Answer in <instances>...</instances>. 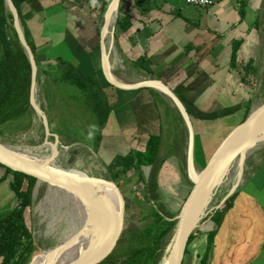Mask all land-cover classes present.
<instances>
[{"label":"crops","instance_id":"1","mask_svg":"<svg viewBox=\"0 0 264 264\" xmlns=\"http://www.w3.org/2000/svg\"><path fill=\"white\" fill-rule=\"evenodd\" d=\"M110 2L23 0L20 15L45 78L42 83L49 80L44 73H55L57 60H64L103 92L109 113L99 129V155H93L99 161L121 149V155L132 147L142 150L158 136L156 184L183 201L191 183L186 174L187 130L178 111L154 88L116 89L103 74L100 31ZM138 2L119 1L117 16H129L130 29L118 40L113 31L106 41L109 54L113 47L120 62L110 65L111 72L127 85L158 81L180 100L193 126V163L201 170L243 122L245 111L262 102L258 94L264 92V0H210L204 9L182 0ZM58 47L62 57L54 60L49 51ZM248 64L253 71L247 74ZM144 169L146 174L152 171L151 166L142 167V173ZM244 171L248 174V166ZM148 175L143 174L145 181ZM11 181L9 176L0 185L12 191ZM236 191L210 251L198 237L192 250L188 246L183 264H201L205 251L207 264H264V156Z\"/></svg>","mask_w":264,"mask_h":264},{"label":"trees","instance_id":"2","mask_svg":"<svg viewBox=\"0 0 264 264\" xmlns=\"http://www.w3.org/2000/svg\"><path fill=\"white\" fill-rule=\"evenodd\" d=\"M138 1L139 0H135L134 4L136 6H138ZM22 2L23 0H12L18 13L25 40L35 56V49L32 46L30 37L24 31V22L20 15V5ZM129 29L130 17L117 16L114 26L115 40L126 35ZM97 31L99 35V29ZM237 48L238 47L235 46L233 49V55L236 53ZM35 63L37 65V82L40 76V69L36 60ZM252 71L253 68L251 64H248L245 68V73L248 74V72L251 73ZM44 75L49 79V82L52 83V86H54V89H57V91L58 86L76 88L78 93L76 92L75 95H70L67 99L77 102L80 95H83L85 101L90 105V108L93 109L94 115H96L98 128L100 129L103 126L109 113V106L103 92L95 87L96 85L92 81L83 77L77 69L64 60L57 61V71L55 73H44ZM44 83L37 82L38 86ZM30 85V63L13 27L12 16L4 0H0V128L10 126L14 122H22L25 120L28 121L25 129L32 127L31 122L34 117H38L30 106ZM35 101H37L36 91ZM39 108L46 113L42 106H39ZM248 114L249 110H246L245 118ZM0 134L2 133L0 132ZM98 136L100 137L99 134ZM158 146L159 137L152 136L142 150L132 147L130 151L124 155L111 156L114 158L110 160L109 163L110 171L117 173V176L110 173L114 178L128 173H131V175L136 173L137 179L143 184V197L146 201H150L152 197L156 196L155 192L158 189L156 184ZM261 150L260 157L262 159L264 156V144L261 146ZM97 155H99V153ZM100 160L101 163L105 164L106 157L103 156ZM145 166H151L152 168L147 181L144 180L141 171L142 167ZM0 170L3 172L0 176V183L11 176L12 181L10 187L17 200V205L12 210L5 213L4 216L0 217V264H27L30 257L34 255L36 248L31 226L27 223L31 218L32 197L36 186V179L24 174L12 172L2 166H0ZM236 195L237 191H235L219 209L213 210L207 215L201 222L200 227L189 237L188 246L196 238L202 237L206 244L205 250L210 251L213 239L221 225L224 215L232 207ZM153 207L150 206L151 209ZM101 209L102 208L98 211H101ZM142 211L145 212L146 210L142 209ZM162 211V208L158 209L156 212L158 219H152L153 222L151 224H146L142 229L131 227L130 222L125 218V229L115 249L106 257L90 264H157L165 248L170 244L176 222L173 214ZM99 227L100 226H96L83 230L76 238L75 245H83L88 248V250L76 256H72L75 252L68 249L70 241L68 240L64 246L65 248L60 252V255L67 259L70 257L77 258L79 255L82 257L87 253L93 252L95 247L102 240L97 242L95 240L96 237H94ZM207 261L208 252L206 253L205 251V254L200 259V263L207 264Z\"/></svg>","mask_w":264,"mask_h":264},{"label":"water","instance_id":"3","mask_svg":"<svg viewBox=\"0 0 264 264\" xmlns=\"http://www.w3.org/2000/svg\"><path fill=\"white\" fill-rule=\"evenodd\" d=\"M119 1L111 0L104 14L100 31V53L105 79L111 86L120 90H137L147 87L163 93L178 111L187 130L186 174L192 187L175 217V227L168 246L167 257L164 261V264H183L188 254L189 237L200 227L202 220L211 211L219 209L236 191L241 181L246 157L264 144V101L252 110L247 118L220 143L206 165L201 170L196 171L193 163V126L180 100L164 84L158 81H145L135 85H127L119 82L111 72L105 34L109 32L113 19L110 32V35H113ZM4 2L12 16L13 27L31 66L30 106L42 120L45 135L49 136L45 113L35 101L37 66L34 55L25 40L18 13L12 0H4ZM50 146L52 151L49 157L37 159L0 143V166L12 172L35 178L36 186L45 184L47 187L57 188L70 194L82 204L86 212V219L94 224L98 223L99 202L103 200L113 211L114 220L93 252L82 257L79 255L77 258L65 259L60 255V252L65 248L66 242L49 253L34 254L28 264H90L96 262L115 249L123 234L125 229V200L117 185L111 180L91 177L76 169L56 166L55 160L58 156V141L56 138L54 144H50ZM236 163H238V174L235 184L216 207L208 210L213 197Z\"/></svg>","mask_w":264,"mask_h":264},{"label":"rangeland","instance_id":"4","mask_svg":"<svg viewBox=\"0 0 264 264\" xmlns=\"http://www.w3.org/2000/svg\"><path fill=\"white\" fill-rule=\"evenodd\" d=\"M112 24L113 19L109 32L105 34L107 43L110 41ZM106 47L108 48V45H106ZM260 49L262 51L261 58L264 63V42L261 43ZM60 50V47L54 48L49 51V55H51L54 60L57 57L60 58L62 57ZM112 51L113 52L109 54L110 65H113L112 63L115 61V63L119 64V59L116 60L117 58L113 47ZM39 74L40 76H37V82L41 83L45 80L44 76H42L41 69ZM37 82L35 87L36 103L38 106H42L46 111V113H44L50 135H45L42 120L37 116L38 118L34 117L31 122L32 127L28 129H25L28 122L27 120L14 122L10 126L1 127L0 132L2 134H0V143L18 152L28 154L31 157L43 159L50 155L51 151L49 145L54 144L56 138L58 141L57 150L59 154L55 160V165L66 169H76L91 177L113 181L125 200V218L130 222V226L133 228L142 229L146 224H151L153 222L152 219H158L156 212L160 208H162L164 212L173 214L175 217L177 216L184 200L181 201L179 197L176 198L172 196L166 189L158 188L155 192L156 194L154 193L156 196L152 197L150 201H146L143 197V184L137 179L136 173L133 175L128 173L114 178L111 174L113 173V175L117 176V173L111 172L109 169L110 160H113L114 157L107 158L105 164H103L101 160L99 161L97 157L93 156L99 153L98 148L101 145V136H98L99 128L97 118L95 117L96 115H94L93 109H91L90 105L85 101L83 95H80L81 99L78 98L77 102L67 99L70 95H75L77 92L76 88L58 86L57 91L49 80L47 83L43 85L40 84L39 86ZM258 95L263 102L264 92ZM259 148L260 151H254V153L252 152L246 157L240 183L244 182L248 175H251L259 164L261 159L260 152L262 151L261 146ZM123 152V149L118 150L116 155L119 156ZM246 166H248V174H244ZM146 170L147 169H144L143 174L147 177L150 173L146 174ZM237 174L238 163L234 164L230 169V172L224 179V183L213 197L208 210L216 207L230 191L236 182ZM7 187L8 185L5 183L0 185V217L4 216L5 213L15 207L16 197ZM61 194L62 193L59 192L58 195H55V193L51 191L48 193L45 184H38L34 188L32 197L33 203L31 205V222H27L31 226L32 236L35 241L36 248L34 254L49 253L68 240H71V242L74 241V239L76 240V237L79 236L77 228L79 227L80 220H86L85 209L83 206L74 205L72 200L65 199ZM150 206L156 207L157 210L154 207L151 209ZM142 209L146 211L143 212ZM81 213L82 216H80ZM112 222L113 220H109L108 227L111 226ZM96 232L97 237L104 236L105 233L100 229H97ZM190 248L192 250V244ZM167 251L168 247L165 248L157 264H164L168 253ZM30 261L31 257L27 264Z\"/></svg>","mask_w":264,"mask_h":264},{"label":"bare ground","instance_id":"5","mask_svg":"<svg viewBox=\"0 0 264 264\" xmlns=\"http://www.w3.org/2000/svg\"><path fill=\"white\" fill-rule=\"evenodd\" d=\"M118 67H119V65H118ZM124 79V78H123ZM122 79V80H123ZM121 81V80H120ZM124 81V80H123ZM130 81V80H129ZM129 81H127L128 83H130ZM126 82V81H125ZM38 94V93H37ZM49 148H50V151H52V148H51V146L49 145ZM59 154V153H58ZM49 157V156H48ZM48 157H45V158H43V159H46V158H48ZM58 157V156H57ZM42 189V188H41ZM47 190H48V193H50V191L51 192H53V193H55V195H58V193L60 192V193H62L61 195H63V197L65 198V199H67L68 200V197H69V199L70 200H72L73 201V203H74V205H78V206H82V204L76 199V198H74L73 196H71L70 194H67V193H65V192H62V191H60L59 189H57V188H53V187H50V186H48L47 187ZM52 190H55V191H52ZM39 193V192H38ZM37 193V194H38ZM68 195V196H67ZM54 196V195H53ZM100 208H102L101 209V211L99 212L98 211V218H99V220H98V223L97 224H94V223H92L91 221H88L87 219L86 220H80V223H79V227L77 228V233H80L81 231H83V230H87V229H90V228H93V227H96V226H100L99 228H100V230H102V231H104V232H106L107 230H108V222H109V220H114V213H113V211L111 210V208H110V206L106 203V202H104L103 200H101L100 202H99V209ZM85 226V227H84ZM98 228V229H99ZM94 237H96V241L98 242L99 240H101L102 238H103V236H99V237H97V232L94 234ZM74 238V237H73ZM77 238V237H76ZM77 240V239H76ZM76 240L74 239V241H72L71 242V240L69 241V248L68 249H70V250H72V251H74L75 253L72 255V256H76V255H78V254H80V253H83V252H85L86 250H88V248H86V247H84L83 245H81V246H76L75 245V243H76ZM72 244H71V243Z\"/></svg>","mask_w":264,"mask_h":264},{"label":"built area","instance_id":"6","mask_svg":"<svg viewBox=\"0 0 264 264\" xmlns=\"http://www.w3.org/2000/svg\"><path fill=\"white\" fill-rule=\"evenodd\" d=\"M184 4L195 6L198 8H206L210 5V0H182Z\"/></svg>","mask_w":264,"mask_h":264}]
</instances>
